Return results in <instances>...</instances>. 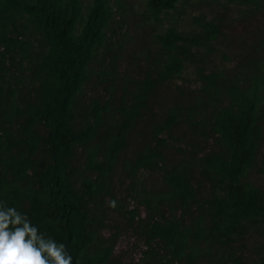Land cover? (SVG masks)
I'll list each match as a JSON object with an SVG mask.
<instances>
[{
	"label": "trees",
	"instance_id": "16d2710c",
	"mask_svg": "<svg viewBox=\"0 0 264 264\" xmlns=\"http://www.w3.org/2000/svg\"><path fill=\"white\" fill-rule=\"evenodd\" d=\"M0 202L72 264H264V0H0Z\"/></svg>",
	"mask_w": 264,
	"mask_h": 264
},
{
	"label": "clouds",
	"instance_id": "9594fccd",
	"mask_svg": "<svg viewBox=\"0 0 264 264\" xmlns=\"http://www.w3.org/2000/svg\"><path fill=\"white\" fill-rule=\"evenodd\" d=\"M0 264H72L66 246L46 239L14 207L0 202Z\"/></svg>",
	"mask_w": 264,
	"mask_h": 264
}]
</instances>
